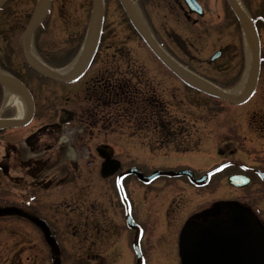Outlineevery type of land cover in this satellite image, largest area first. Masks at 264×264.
<instances>
[{"label":"flooded vegetation","instance_id":"flooded-vegetation-1","mask_svg":"<svg viewBox=\"0 0 264 264\" xmlns=\"http://www.w3.org/2000/svg\"><path fill=\"white\" fill-rule=\"evenodd\" d=\"M37 1H0V53L18 51L24 67L3 60L0 66L20 70L14 77L27 88L33 103L27 123L0 127V264H52L49 240L58 247L60 264L73 260L90 264H137L138 260L141 264H180L181 240L186 231L229 216V203L220 200L212 204L203 198L210 193L207 186L216 175H221L220 179L231 174L248 177L246 186L235 188L241 194V202L248 200L243 191H250L256 202L264 198V157L248 163L242 159L227 161L209 168L201 161L177 162L149 171L128 158L131 137L142 136L146 140L148 134H155L154 142L142 141V146L149 149L174 147L179 143V134L185 136L181 147L201 140L204 129L194 133L191 125L179 124V80L160 61L148 63L131 50L130 35L137 33L121 0H101L98 38L105 35L113 43L105 47L98 43L90 62L75 80L58 81L42 75L25 61L21 44ZM125 1L134 7L131 0ZM153 1L163 3H138L148 6ZM224 1L227 3L196 0L202 13L187 10L184 0L173 3L181 4L182 16L189 23L190 46L211 49L208 69L222 59L226 48L236 47L232 39L237 40L238 33L227 40L228 32L241 30L235 16L233 23L221 12L208 17L205 6L212 2L223 10ZM80 2L88 9L86 18L79 22L84 35L93 0ZM65 6V0H49L32 30L33 49L47 65L56 64L48 60V54L66 58L73 54L74 49L64 53L50 42L52 37H64ZM262 18H252L260 43L257 84L264 81V42L259 33ZM12 39H18L15 49ZM215 53L218 56L212 59ZM66 63L56 65L62 68ZM214 69L226 73L225 69ZM0 87L5 88L1 83ZM186 96L189 101L188 92ZM169 107L171 112L167 114ZM194 114L192 110L185 114L191 124ZM199 118L205 122L204 115ZM189 119L185 121L189 123ZM249 127L263 135L264 117L252 120ZM116 134L124 136L116 138ZM222 135L225 138L216 145V153L224 157L233 151H220L222 145L229 147L233 143L237 148L242 140L232 130ZM107 158L119 165L113 172L102 174L101 165ZM232 165L227 173L226 168ZM132 167L145 176L157 169L179 174H162L143 181L135 173H124ZM26 213L41 220L45 232Z\"/></svg>","mask_w":264,"mask_h":264},{"label":"rangeland","instance_id":"rangeland-1","mask_svg":"<svg viewBox=\"0 0 264 264\" xmlns=\"http://www.w3.org/2000/svg\"><path fill=\"white\" fill-rule=\"evenodd\" d=\"M65 2L66 6L64 17L66 30L63 34L64 37L61 39L58 36L52 37L50 42L53 46H60L64 53L70 49H74V53L67 58L65 56L63 57V55L59 56L57 54H48L50 57L48 60L50 62L51 60L56 61L54 62L56 64H64L66 61L68 63H66V65L62 68H58L56 64L47 65V63L42 59L41 55L34 51L33 44L31 42V52L34 54V56L49 66L51 69L60 73L76 61L79 53L81 52L80 49L88 29L87 26L86 32H84L85 34L83 35V30H81V25L79 23L81 19L84 20L86 18L88 10L87 7H83L80 0H65ZM131 2L138 11L152 37L178 65L186 68L193 74L214 83L216 86L224 90L235 91L241 86L247 73L250 50V44L242 34L241 30H238L237 32H228L227 40H230L229 38L231 35L238 33V39L234 41L232 39V42L236 45V47L226 48L225 55L222 57V59H218L216 64L208 69L209 67L206 64L208 60L207 55H209L211 49L208 47L195 49L190 46L187 40L189 34V23H186L184 17L182 16L181 4L179 6H173L174 0H163V3H160L159 1H153L152 4L148 6H142L138 3V0H135V3L133 0H131ZM238 2L250 18H254V16L263 17L262 21L259 22L262 27L259 33L262 42H264L263 1L238 0ZM222 3L224 6L223 10H221L219 5H214L212 2H209L205 6L208 17H211V15L216 12H221L222 14H225L227 18L231 19L232 23L235 22L234 15L231 13L227 3L225 1ZM217 9L220 10L217 11ZM112 12L113 11H110L108 13L112 15ZM118 13H121V11H118ZM238 28L239 27L236 26V30ZM17 40L18 39L11 40V45L14 49L16 46H18ZM98 43L99 46L105 47L113 43V41L111 37L102 35L100 38L96 36L94 41L95 45H93L96 47ZM128 45L134 53L137 51L135 55L140 54L141 57L144 58V61L148 63L151 61L159 62L153 57L149 49L137 34L133 32L131 33L130 43H128ZM0 57H2L0 60H3L4 63L13 64L14 66H20L21 62L23 61L22 54L18 51L14 53H8V55L0 53ZM262 57L264 58V55ZM51 63L53 64V62ZM217 63H219V65ZM23 67L21 65V69H23ZM213 67H218L223 70L225 69L226 73L217 72L218 69H214ZM18 72H20V70L16 67L0 66V73L2 74L14 77V74H19ZM262 75L264 79V74ZM165 83L167 82L165 81ZM168 83H170V81H168ZM178 86L179 107L177 115L179 118V124L185 126L191 125V127H193L194 133L201 132V129H204L202 130V132L204 131V135L200 134L203 136L198 142L199 144L196 143L190 144L187 147H181V142L185 136L183 134H179L178 145H174V147L165 146L158 149L155 147H153V149H149L145 146H142L144 137L136 136L134 138H129L130 141L128 142L130 144L129 149L127 150L129 153L128 158L135 161L136 163L139 162L145 171H149L155 167L175 164L177 162L194 164V162L201 161L206 168H209L211 166L217 167L219 165H223V163H226L227 161L228 163H234L238 159H242L248 163L254 161L255 159H261L264 157V134L261 135V132L257 133L254 131V129L249 127V122L252 120L260 121L262 116L264 117V81L261 80L257 84L255 92L249 101L237 106L226 101H220L210 97L208 98L207 96L201 95L196 91H190V89L181 84V82H178ZM186 92H188V97L190 99L189 101L186 96ZM190 110L194 111L195 113L192 121L193 124L190 123L191 119L185 116V114ZM170 112L171 108L169 107L167 114ZM17 115V105L13 102L7 104V89L0 87V118L16 117ZM200 115H204L205 122L200 121ZM187 119H189V123L185 121ZM229 130L237 133V138L242 140V142L237 148L235 147L236 145H233V143L229 145L230 148L222 145V149H220V151L229 152L231 150L233 152L231 155H228L227 153L224 155V157H221L216 153V145L225 138L222 134L228 132ZM213 133L218 134V136L214 138ZM122 135L124 136V134ZM152 135L153 136L149 137L150 134H148L147 139L144 141L154 142L156 135ZM120 136L118 134L115 135L116 138ZM124 156L125 155H122L121 157ZM232 169L233 165L228 166V168H226V172L228 173ZM220 178L221 175H216L211 181H209L207 191H210V193L206 196L204 195L203 198L208 199V201H211L212 204L215 203V201L220 200L227 202H233L236 200L239 203L247 205L246 207H248L251 211H254L264 224V198L262 199L263 201L260 199L259 202H256V199L252 198L251 194H249L250 191H243L248 200L241 202L242 200L239 197L241 195L239 194L240 192L230 186L226 182V178ZM185 194L187 193L185 192ZM256 204L258 205L256 206ZM66 264L90 263L73 260L67 261Z\"/></svg>","mask_w":264,"mask_h":264},{"label":"water","instance_id":"water-1","mask_svg":"<svg viewBox=\"0 0 264 264\" xmlns=\"http://www.w3.org/2000/svg\"><path fill=\"white\" fill-rule=\"evenodd\" d=\"M47 2L48 0L38 1L35 11L21 37L23 55L26 62L42 75L62 81L73 80L79 76L89 62L98 27L100 0H93L89 27L80 53L78 65L69 76L43 66L30 55V35L40 12L43 10ZM184 2L191 11L202 13L200 6L195 0H184ZM227 2L246 34L251 48L249 81L245 91L240 96L229 94L215 85L196 79L181 71L168 55L156 44L130 5L125 0H121L131 23L141 35L145 43L163 62V64L174 72L183 82L208 95L218 97L229 103L241 104L249 99L256 86L260 62L259 40L254 26L250 23L247 15H245L236 0H227ZM0 83L12 86L22 92L27 101L28 115L25 120L21 121L13 119L0 120V127H13L18 124H23L28 120L33 110L32 100L30 99L28 91L19 81L7 75L0 74ZM110 162L111 161L107 159V161L102 164V174H108L114 170L113 168H117V162H111L113 165L116 163L114 167H112ZM129 172L137 174L143 180H149L150 178L163 173L175 174L169 171L158 170L154 171L150 176H144V174L139 172L136 168L127 171V173ZM242 178L243 176L241 175H232L228 178V181L237 187L247 185L248 179L243 178L244 180L241 182ZM229 209L230 214L226 220L214 219L204 225L201 229L192 231L188 230L185 232L181 240L180 264H264V229L261 228L256 219L243 207L231 204ZM25 215L42 225L41 220H37L32 214L26 213ZM41 227L45 232V227L43 225ZM46 237L49 238L48 236ZM49 244L52 250V263L60 264L56 244L50 242V240Z\"/></svg>","mask_w":264,"mask_h":264},{"label":"bare ground","instance_id":"bare-ground-1","mask_svg":"<svg viewBox=\"0 0 264 264\" xmlns=\"http://www.w3.org/2000/svg\"><path fill=\"white\" fill-rule=\"evenodd\" d=\"M80 58L77 57L76 61L74 63H72L70 66H68L65 70H63L61 73L62 74H68L71 73V71L73 70V67L76 66L78 60ZM250 62H251V49L249 50V64H248V69H247V73L245 76V79L243 80L241 86L236 89L235 91H231L229 90L228 92L237 96H240L244 90L246 89L247 83H248V77H249V71H250ZM183 72L188 74V75H193L189 70H187L186 68H183ZM5 89H7V104L8 103H15L18 107V115L16 117H14L15 119L19 118H23L26 111H27V101L24 97V95L22 94L21 91H19L16 88H13L12 86H7L5 85Z\"/></svg>","mask_w":264,"mask_h":264},{"label":"trees","instance_id":"trees-1","mask_svg":"<svg viewBox=\"0 0 264 264\" xmlns=\"http://www.w3.org/2000/svg\"><path fill=\"white\" fill-rule=\"evenodd\" d=\"M74 53V50H71Z\"/></svg>","mask_w":264,"mask_h":264}]
</instances>
